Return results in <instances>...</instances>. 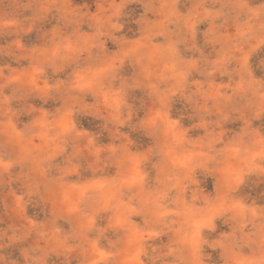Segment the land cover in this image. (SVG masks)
Segmentation results:
<instances>
[{"label":"rangeland","instance_id":"obj_1","mask_svg":"<svg viewBox=\"0 0 264 264\" xmlns=\"http://www.w3.org/2000/svg\"><path fill=\"white\" fill-rule=\"evenodd\" d=\"M0 264H264V0H0Z\"/></svg>","mask_w":264,"mask_h":264},{"label":"trees","instance_id":"obj_2","mask_svg":"<svg viewBox=\"0 0 264 264\" xmlns=\"http://www.w3.org/2000/svg\"><path fill=\"white\" fill-rule=\"evenodd\" d=\"M92 1V0H91Z\"/></svg>","mask_w":264,"mask_h":264}]
</instances>
